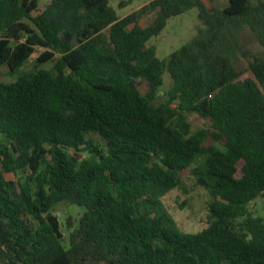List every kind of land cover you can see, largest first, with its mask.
Returning a JSON list of instances; mask_svg holds the SVG:
<instances>
[{
    "label": "trees",
    "instance_id": "trees-1",
    "mask_svg": "<svg viewBox=\"0 0 264 264\" xmlns=\"http://www.w3.org/2000/svg\"><path fill=\"white\" fill-rule=\"evenodd\" d=\"M112 1L0 0V264H264V218L250 210L264 198V56L244 80L236 64L245 29L264 46V2L153 0L121 18ZM195 8L205 28L160 59L150 42ZM186 113L210 127L193 132ZM188 169L212 195L198 233L162 203ZM62 203L84 211L67 236Z\"/></svg>",
    "mask_w": 264,
    "mask_h": 264
},
{
    "label": "rangeland",
    "instance_id": "rangeland-1",
    "mask_svg": "<svg viewBox=\"0 0 264 264\" xmlns=\"http://www.w3.org/2000/svg\"><path fill=\"white\" fill-rule=\"evenodd\" d=\"M51 1L52 0H39L40 8L44 9ZM151 1L153 0H134L131 5L123 9L118 7V0H113L111 5L117 10L119 17L124 18L129 14L140 10ZM205 1L208 3L207 0ZM261 2H264V0H249L250 5L252 6H256ZM228 5L229 0H220L217 7L225 9ZM198 15L199 11L195 8L182 16L172 18L163 33L150 42L151 46L156 47L157 56L160 59L169 58L173 52L193 40L198 36L199 31L205 28L203 23L199 20ZM154 17V14L144 16L141 20V25H150ZM240 47L242 51L250 52L247 57L240 53L239 59L236 62L238 69L244 72L242 78L244 80L250 75L249 63L252 56H264V46L258 42L255 33L247 28L240 34ZM41 53L42 49H38L31 59L25 63L21 69V73L34 71L38 67V57ZM52 66L53 63H49L45 67L49 69ZM13 79L14 78L9 74V70L4 67L1 80L10 83ZM172 85L173 80L169 72H166L164 75V86L160 91L158 103H162L166 100V93ZM138 87L143 94H146L150 89L148 83L142 79L138 81ZM184 119L186 123L190 125L193 132L208 129L211 124L208 120H205L196 114L186 113ZM90 137L95 138L104 144V141L98 136L89 135L88 138ZM88 155L89 154L86 152L83 154V157H87ZM183 178L186 188L170 191L162 198V203L182 232L198 233L209 226V204L212 201V195L208 189L197 184L196 179L191 175V169L184 171ZM8 179L17 180L14 175H8ZM250 210L256 217L264 218V198H259L254 201L250 206ZM83 212V209L79 206L67 203H62L56 207L55 214L60 218L66 236L68 235L66 227L67 220L70 217H73L75 223H78ZM87 264L99 263L92 261Z\"/></svg>",
    "mask_w": 264,
    "mask_h": 264
},
{
    "label": "crops",
    "instance_id": "crops-1",
    "mask_svg": "<svg viewBox=\"0 0 264 264\" xmlns=\"http://www.w3.org/2000/svg\"><path fill=\"white\" fill-rule=\"evenodd\" d=\"M205 1V0H204ZM208 1V5H210V6H216L217 7V5L220 3V0H207ZM219 8V7H218Z\"/></svg>",
    "mask_w": 264,
    "mask_h": 264
}]
</instances>
